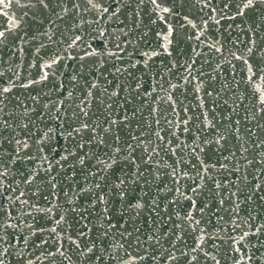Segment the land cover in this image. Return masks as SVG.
Instances as JSON below:
<instances>
[{"label":"snow or ice","instance_id":"obj_1","mask_svg":"<svg viewBox=\"0 0 264 264\" xmlns=\"http://www.w3.org/2000/svg\"><path fill=\"white\" fill-rule=\"evenodd\" d=\"M14 3L17 7L34 9L49 19L50 29L56 21L64 22L67 27L64 33H60L63 38L54 41L59 47L48 59L39 56L41 48L47 45L41 43L35 49L40 60L37 78L19 85L11 78L7 82L0 79V264H13V260L15 264H45V261L55 264L57 259L60 264L65 261L72 264V256L77 254L79 264H89L93 260L103 264L104 252L113 264H221L222 260L224 264L229 261L231 264H264V212L257 211V208L264 209V135L257 136L253 131L255 127L264 133V38H261V45L256 43L255 38H250L248 57L237 52L230 53L233 59L242 61L247 70L241 81H235L236 90L244 83L256 101L253 109H245L248 114L244 117L243 134L240 120L226 117L228 123L225 126L217 120L215 109H205L204 97H210L212 92L204 88L202 77L205 74L194 67L196 59L182 65L183 72L179 76L172 73L177 82H173L171 77L165 79L158 72L150 89L144 88L141 80L129 71L148 69L156 57H171L174 35L179 36L178 29L188 27L195 31L189 32L187 39L194 37L209 52L219 53L231 64V60L224 57L223 47L218 46V41L205 44L201 39L208 21L220 24L225 18L235 21L237 17L253 13L258 14L264 24V0H26L24 3L21 0H0V16L13 17L11 23L0 24V50L18 49L23 53V45L29 41L26 32L19 34L23 21L15 19V13L8 11ZM190 4L198 6L203 17H207H202V26L198 27L192 18L183 13L182 10ZM142 12L149 14L152 24L159 21L163 27L154 33L157 46L143 51L134 49L142 59L133 61L132 53L127 51L132 43L127 39L128 32L121 28L118 34L109 30L108 25L114 18L123 23L119 19L121 15L139 18ZM173 17L182 21L176 27L169 22ZM248 19L251 20L252 16L249 15ZM139 26L137 22V28ZM260 27L254 22L248 31L255 37ZM97 34L101 38H111L113 48L105 46L97 51L87 43L88 38ZM42 35L53 41L56 33L49 30ZM148 36L149 31L145 30L141 41H146ZM257 52L261 64L254 70L249 58ZM105 57L115 70L113 79L118 80L125 74L133 77L134 83L127 85L131 89L127 95H121L126 89L120 84L109 91L112 81L105 77L101 82L97 76L95 80L84 81L87 91L77 98L78 103L73 99V90L66 88L63 81L54 87L61 94L66 92V95L43 104L42 111L36 107L40 104L36 96L28 97L31 104L16 97L15 88L28 89L48 81L50 74L53 77L57 75V66L67 67L63 63L65 61L79 65L80 71L74 72L71 77L73 89L79 88V79H84L83 69L97 63L104 67ZM125 60L127 63L121 67ZM32 66L36 67V64ZM232 67L235 68V65ZM168 71L172 72V69ZM3 76L4 72L0 71V78ZM16 79H19L18 75ZM202 89L203 96L200 95ZM186 91H192L193 99L199 100L198 105H193L201 109L195 120L188 114V106L179 99V95H185ZM94 92L104 97L100 99L102 120L89 115ZM136 97L142 100L130 114L124 105L131 104ZM13 99L17 102L10 108ZM67 100H73V103H66ZM161 103L167 104L168 110H161ZM233 103L236 104V100ZM239 106L236 104V107ZM145 107H148L147 115L143 112ZM236 107L232 108L233 113H236ZM166 111L170 115L165 114ZM45 117L54 121V126H48ZM37 118L44 123L43 128L38 127ZM133 120H137V129L129 132V138L122 145V138L116 130L131 128ZM229 137L237 142L235 150L227 147ZM54 140L65 143L57 148L52 143ZM102 146L107 150L101 151ZM46 149L54 153L51 158L45 154ZM212 149L220 155L214 162L209 155V162H206L201 156ZM225 150L227 155H224ZM162 152L175 157L171 164L163 161ZM93 158L96 159V166L89 173L92 181L80 189V194L89 192L90 206L95 208L100 205L103 211L97 214L99 224L93 223L89 227L92 221L85 215L88 209L77 211L79 205L74 198L78 199L79 194L72 192L69 196L64 192V203L70 205L67 211L78 218L75 224L79 227L72 228L67 216L60 211L64 204L57 202V185H62V180L57 177L63 175L72 179L68 176L69 170L74 176L77 165L86 170V160ZM37 160L40 161L39 166H35ZM121 161L127 163L129 170L112 184L110 192L105 193L101 181H105L108 171ZM29 163L34 167L27 168ZM162 167L168 169L165 175L171 186L161 182L159 170ZM21 168L27 171L21 172ZM41 172L47 178L45 187L48 195H44L41 185L36 183ZM17 176L21 179H16ZM141 181L145 186L141 188L142 195L136 198L135 203L132 199L126 200L130 195L129 187H140ZM22 184L24 188H21ZM29 186H34V190ZM153 187L158 191L153 193ZM60 191L63 192V187ZM113 191L123 205L136 210V217H140L147 206L154 215L147 217L146 222L155 227L147 230L135 224L131 225V230L123 227L118 236L110 241L115 251L106 247L97 255L100 236L108 237L116 227L111 222L112 217L107 216ZM41 197L47 202L45 206L39 205ZM182 202H187V207H180ZM242 211L244 215H241ZM120 215L122 219L123 211ZM39 220L46 222L41 224ZM161 223L165 226L164 230L160 228ZM94 229L96 232L103 229V232L100 236L92 235ZM69 249L71 254H67Z\"/></svg>","mask_w":264,"mask_h":264},{"label":"water","instance_id":"obj_2","mask_svg":"<svg viewBox=\"0 0 264 264\" xmlns=\"http://www.w3.org/2000/svg\"><path fill=\"white\" fill-rule=\"evenodd\" d=\"M26 2V0H21V3ZM134 7V6H133ZM9 13H15V19L22 20L21 29L19 34L23 35L25 32L27 33L26 39L29 43L23 45L24 51L21 53L18 49H12L9 51L8 49L0 50V58H2V64H0V71L4 72V76L0 79H3L5 82L9 78L16 80L17 85L21 84L22 82H26L28 79H35L37 78V74L39 72V65L40 60L35 53V49L40 46L41 43L47 45L45 48H41L39 56H44L45 59H48V56L57 48L59 47L54 41L60 40L63 37L60 33H64L67 25L62 21H56L54 25H51L50 29V22L49 19H46L43 15H40L36 10L30 8H21L17 7L15 3L13 6L8 9ZM183 13L188 15L190 18L194 20V22L199 26H202V17L203 13H200L198 10V6L195 4H190L188 7L184 8ZM207 11V10H206ZM27 12L28 15L24 16L23 13ZM251 15L252 19H248V16ZM155 17H153L154 19ZM120 23L116 21L115 18L112 22L108 25L109 30H114L119 34V29L123 28L125 31L128 32L127 39L132 41L131 45L128 46L127 51L132 53L133 61L136 59H142L138 52L134 49H138L139 51H143L147 47L155 48L157 46V39L154 33L159 30L163 25L157 21L156 24H152L149 19V14L147 12H142L140 17L137 18L135 16H128V15H121ZM203 19H207V17H203ZM13 17L11 15L5 17L0 16V24L11 23ZM42 21V22H41ZM137 22L140 23L139 28H137ZM174 27L177 26L178 21L177 17H173L170 21ZM260 25L261 27L256 30V36L253 37V33L248 31L250 25ZM231 25V27H229ZM52 30L56 33L53 37V41H49L48 38L42 33L45 31ZM148 30L149 36L146 41L142 42L140 37L142 33ZM180 35H174V43H173V54L171 57L167 56H160L156 57L154 62H150L148 69L141 68L140 70L137 69H129L130 72L134 73L137 78L141 80V83L144 88H151L153 77L159 72L165 76V79L171 77L173 82L176 81V76H179L181 72H183V68L181 67L185 63H190L192 59L197 60V64L194 66L199 71L203 72L205 75L202 77L204 80V88L208 91L212 92L210 97L205 96V109H215V115L217 120L227 126V119L226 117L231 116L233 119H238L241 121L240 127L243 134V129L245 127L244 117L248 114L245 109H253V106L256 104L255 98L251 94V90L246 87L244 83L240 84L239 90H236L235 81H241L247 74L246 66L243 65L242 61H238L232 58L230 55L231 52H237V54H243L248 57L247 48L251 46L250 38H255L256 43L258 45L262 44L261 38H264V24L261 22V18L258 14L248 13L245 17H237L235 21L229 20L227 18L220 21V24H216L214 21L209 20L207 28L204 32V35L201 37L202 40L205 41V44L212 43V42H219L218 46H222L224 50V57L227 60H231V64L227 63L226 60L220 56L219 53L209 52L207 47H204L200 44V41H197L194 37L193 39H187V35L189 32L195 31L188 28H181L178 29ZM35 37V39H33ZM123 39L124 37L121 35L120 37ZM87 43L92 44L97 51H101L107 46L109 49L113 48V41L111 38L105 36L101 38L98 34L95 35L94 38H88ZM195 50V51H194ZM201 53V55L197 56L196 53ZM14 53V54H12ZM207 53V55H205ZM47 54V55H46ZM259 52L255 53L249 58V62L252 63L254 70L256 69L257 65L261 64L259 60ZM105 65L101 67L99 63L97 64H89L87 67L83 69V77L84 79H79V88L73 89V82L71 81V77L74 72L80 71V67L77 63L73 61H65L64 64H67V67L64 66H57V75L53 77L51 74L49 75L48 81L40 84V85H33L32 88L25 89L23 87H17L14 89L16 97L20 100H23L27 104H31L32 101L28 98L29 96H36L40 104L37 105L38 111H42V105L48 103L50 100H57L62 98V96L66 95V92L61 94L58 90L54 87L60 81H63L65 87L68 89L73 90V99L76 103L79 102L78 97H81L87 91V87L84 83L85 80H95L97 76L100 77V81L103 82L104 78L107 77L108 80L112 81V85L109 86V91L113 90V86L116 84H120L122 87L126 89V91L122 92L121 95H127L128 91L131 89L127 88L128 83H134L133 77L125 74L124 76L119 77L118 80L113 79L112 73L115 70L110 66V61H108L107 57H105ZM33 63L36 64V67H33ZM120 63V62H117ZM127 63V60L121 64L123 67ZM220 65L219 68L217 65ZM174 65V66H173ZM235 65V68L232 67ZM171 68L172 72H169L168 69ZM99 69V71H97ZM172 73H175L176 76H173ZM235 73V78H234ZM102 74V75H101ZM19 76V79H16V76ZM119 75V74H117ZM182 82V81H180ZM80 89L84 91L81 92ZM45 93L48 95L46 96ZM163 95V93H161ZM200 95H204V89L201 90ZM94 99L92 100V107L90 109L89 115L92 116L93 119H97V116L100 120L103 119V107L100 104V99L104 98L101 95H98L94 92ZM239 98V99H237ZM180 101H182L185 105L189 108V115L193 117L195 120L196 116L200 114L201 109L199 107H193V105H198L199 100L193 99L192 91H186L185 95H179ZM142 100L141 97H136L132 100L131 104H126L124 107L129 111L131 114L132 108L134 106H139L140 101ZM227 100L228 103L225 104L224 101ZM236 100V104H239V107H236V104L233 101ZM215 101V103H213ZM242 101V103H241ZM16 99H13L9 105L11 108L12 105L16 103ZM66 103H73V100H67ZM74 106V105H73ZM153 106V105H150ZM236 107V113L232 112V108ZM161 110H168L167 104H160ZM143 112L145 115L148 114V107L143 108ZM95 113L96 115H93ZM159 114V113H157ZM165 114L170 115V112L166 111ZM69 115H71V110H69ZM33 116H36V113H33ZM212 112H209V118L211 119ZM137 120H139V116H137ZM137 120L132 121L131 128H124L120 127L116 131L121 136V144L123 145V141L129 138V132L135 131L137 129ZM45 122L48 126H54V121L48 120L45 117ZM264 122V121H262ZM255 124V121H252V125ZM37 125L38 127L43 128L45 125L44 123L40 122L37 118ZM147 131V129H145ZM253 131L256 132L257 136L264 135L262 131L258 128L253 127ZM184 139V137H182ZM245 139H248L245 136ZM255 139V137H253ZM56 145L57 148H61L64 145V141L60 140L57 143L55 140L52 142ZM236 140L232 137H229L228 141V148L235 150L236 147ZM250 148L253 146L251 143L248 145ZM103 146L101 151H104ZM51 156L54 154L52 151H48L46 149V153ZM228 152L225 150L224 155H227ZM211 156V161L214 162L216 157L220 155V153L216 152L214 149L211 151H206L205 154H202L201 158L205 159L206 162L208 161V156ZM161 157L163 161H166L168 164L172 163V160L175 157L166 156L163 152L161 153ZM40 161H36L35 166H39ZM96 166V159L93 158L91 161L86 160V170H81L80 166L77 165L76 174L73 176L71 170L68 172V176H72V179H68L66 176H58V180H62V185H57V193H59V198L57 200L58 203L64 204V207L60 209L67 218L69 223L72 225V228L79 227V225L75 224V215L71 212H68L67 209L70 205L64 203L65 197L64 192H67L69 196L72 195V192H76L79 194L78 199H75V203L79 205L77 211H83V209L87 208L88 212L85 215L88 216V220L92 221L89 223V227L93 226V223L99 224L97 220V214L102 213L103 207L97 205V207L92 208L90 206L91 194L87 191L80 194V189L82 187H86L88 183L92 181V177L90 176V172L94 171V167ZM34 165L29 163L27 168H32ZM128 165L126 162H119L114 167L108 171L107 179L105 181H101L102 186L104 187V192L108 193L111 190V186L113 183L118 182V179L127 172ZM167 167H162L160 171L161 182L167 183L171 186L168 177L165 175L167 172ZM13 171L15 172L16 169L14 168ZM27 171L26 168H21V172ZM147 173V170H146ZM55 174V172H54ZM43 178V179H42ZM234 179V177H230ZM16 179H21L20 176H17ZM46 177L44 173L41 172V175L37 177L36 183L41 185V191L44 195H48L47 188L45 187ZM249 180H251V176H249ZM33 187L34 186H29ZM61 187H63V192L60 191ZM145 187L143 185V181H141L140 187L132 185L129 187L130 195L125 199H132L133 203H135L136 198L142 195L141 188ZM21 188H24V185H21ZM158 191L155 187H153V193ZM206 195V194H205ZM53 200H56L55 197H50ZM204 198V197H202ZM106 200L109 199L108 196L105 197ZM147 200V197H144ZM111 203L108 205L110 208V212L107 216L112 217V223L116 225L115 228L112 229V233L108 237L100 236V233L103 232V229H100V232H94L92 235L100 236L98 240V245L100 251H97V255H100L101 252L107 247L109 251H115L112 248L110 241L114 236H118L119 230L123 227H129L131 230V225L135 224L136 226L140 227L142 230H147L149 227H155L154 224H150L146 222V218L150 215H154L150 212L147 206L140 217H136L134 215V209H129V207L123 205L119 198L116 196V193L113 191L110 197ZM46 201L41 197L39 199V205L45 206ZM150 203V201H149ZM199 203V201H198ZM262 203V202H258ZM180 207H187V202H182ZM244 206H242L243 208ZM123 211L124 216L121 219V212ZM257 211L264 212V209L257 208ZM255 214V212H254ZM241 215H244V212H241ZM167 219V217H165ZM127 221V223H125ZM41 224H44L45 220H39ZM88 221H81V223H87ZM161 230H164L165 226L163 223L160 224ZM72 229H69L71 231ZM67 254H71V249H69ZM104 262L103 264H113L111 260L107 258V252H104ZM79 255L72 256V264H79ZM13 264H15L13 260ZM45 264L47 262L45 261ZM55 264H60L59 259L55 261ZM64 264H69L68 261H65ZM89 264H99L98 261H91ZM221 264H224V261H221ZM231 264V261L228 262Z\"/></svg>","mask_w":264,"mask_h":264}]
</instances>
